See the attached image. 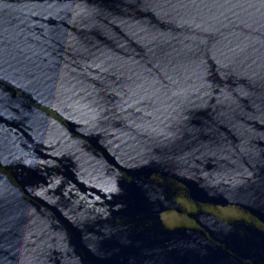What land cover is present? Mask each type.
I'll list each match as a JSON object with an SVG mask.
<instances>
[{
	"label": "water",
	"instance_id": "95a60500",
	"mask_svg": "<svg viewBox=\"0 0 264 264\" xmlns=\"http://www.w3.org/2000/svg\"><path fill=\"white\" fill-rule=\"evenodd\" d=\"M0 264H264V0H0Z\"/></svg>",
	"mask_w": 264,
	"mask_h": 264
}]
</instances>
